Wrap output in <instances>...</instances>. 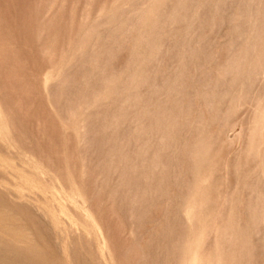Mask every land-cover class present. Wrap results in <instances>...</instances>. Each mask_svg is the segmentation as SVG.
<instances>
[{
	"label": "rangeland",
	"instance_id": "obj_1",
	"mask_svg": "<svg viewBox=\"0 0 264 264\" xmlns=\"http://www.w3.org/2000/svg\"><path fill=\"white\" fill-rule=\"evenodd\" d=\"M0 264H264V0H0Z\"/></svg>",
	"mask_w": 264,
	"mask_h": 264
}]
</instances>
